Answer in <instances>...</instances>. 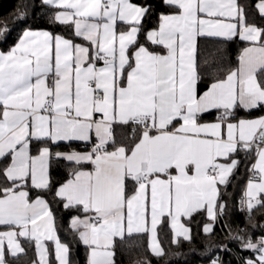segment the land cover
Listing matches in <instances>:
<instances>
[{
    "label": "snow or ice",
    "instance_id": "snow-or-ice-1",
    "mask_svg": "<svg viewBox=\"0 0 264 264\" xmlns=\"http://www.w3.org/2000/svg\"><path fill=\"white\" fill-rule=\"evenodd\" d=\"M42 2L60 9L55 21L73 24L74 35L89 46L25 30L9 52L0 53V225L18 229L0 232V264L25 251L17 237L35 241L39 260L33 264H49L43 241L54 243L58 264H72L42 195L51 189L53 158L93 166L75 171L55 193L65 209L95 214L71 220L89 249L87 264H113L114 238L147 232L152 254L163 256L157 226L164 216L171 218L174 237L191 240L181 217L205 209L215 221L223 213L218 185L229 182L239 164L232 154L239 149L255 150L253 169L260 174L259 183H248L247 210L264 207L258 199L264 193V116L235 119L239 109L264 110V28L248 22L238 0H163L170 11L146 34L141 21L150 9L130 0ZM256 7L264 17V0ZM25 15L20 11L18 18ZM118 22L127 30H118ZM7 30L0 25V32ZM141 34L161 51L141 43ZM202 37H239L248 46L238 66L223 78L213 76L201 94ZM213 110L219 113L215 122L202 123V115ZM118 126L138 133L131 146H117ZM93 135L90 152H52L59 142H90ZM212 230L205 225V233ZM237 238L259 253L243 264H264V237L256 243ZM211 264H220L219 258Z\"/></svg>",
    "mask_w": 264,
    "mask_h": 264
},
{
    "label": "trees",
    "instance_id": "trees-1",
    "mask_svg": "<svg viewBox=\"0 0 264 264\" xmlns=\"http://www.w3.org/2000/svg\"><path fill=\"white\" fill-rule=\"evenodd\" d=\"M258 1L238 0L246 9L248 22L264 28V17H261L256 9ZM132 2L150 9L142 21L145 34L148 30L158 27L161 13L168 14L170 11L163 0H132ZM20 11L26 13L23 19L18 18ZM54 17L55 9L44 4L42 0H0V25L7 24L8 29L6 32H0V49L10 50L27 29H46L53 34H61L69 39L81 41L74 35L73 25L60 24ZM145 34L139 36L140 42L152 50H158L159 48L146 41ZM198 44L201 60L199 92L209 87L213 76L223 78L228 71L235 69L242 49L247 46L246 42L238 38L227 41L202 37ZM208 69L211 70V75L206 71ZM262 115L264 110L239 109L235 119ZM114 135L117 145L131 146L137 132L132 131L131 126H118ZM73 149V146L63 144L53 147L54 151ZM232 158L238 160L239 164L230 176L229 182L220 188L218 204L225 205V208L223 213L218 214L216 220L212 222L211 233L204 232V227L210 224V220L205 211H199L186 220V224L191 228V240L180 238L177 243H173V231L165 220L158 229L159 241L165 253L163 256L157 257L152 254L149 249L148 234H136L131 237L126 236L123 241L116 240L113 264H211L217 258L220 264H243L246 259H256V251L244 248L242 240L237 238L243 237L245 240L251 238L256 243L264 237V207L258 206L247 217L243 216L240 208L249 168L254 158L243 149H239ZM73 169H75L73 166L64 161L54 160L50 169L51 189L42 195L49 202L55 216L61 241L70 247L72 264H87V246L80 242L78 234L70 226L71 218L82 215V212L78 208L65 209L61 199L55 195L56 188L68 180ZM2 180L3 178L0 177V182ZM36 192L37 190L30 189L32 197L36 196ZM128 194H132L131 185L128 187ZM233 234L235 235L231 238ZM24 244L26 254L17 258L8 257L7 260L11 264H32L35 260L33 246L28 242ZM51 264H55L54 259Z\"/></svg>",
    "mask_w": 264,
    "mask_h": 264
},
{
    "label": "crops",
    "instance_id": "crops-1",
    "mask_svg": "<svg viewBox=\"0 0 264 264\" xmlns=\"http://www.w3.org/2000/svg\"><path fill=\"white\" fill-rule=\"evenodd\" d=\"M130 2H132V0H130ZM132 3H134V2H132ZM260 3V0L256 3V5L257 4H259ZM134 4H136V3H134ZM136 5H138V6H141V5H139V4H136ZM51 7H53V6H51ZM141 7H143V6H141ZM54 9H55V14H56V12L57 11H60V9H57V8H55V7H53ZM256 9H257V11H258V13H259V10H258V8L256 7ZM144 19V18H143ZM143 19H142V21H143ZM142 21H141V23H142ZM59 23V22H58ZM61 24V23H60ZM69 24H71V23H69ZM71 25H73V24H71ZM127 25H124L122 22H118V30H127ZM259 27V26H258ZM73 29H74V25H73ZM27 30H32V31H48V32H50V33H52L51 31H49V30H46V29H27ZM23 34V33H22ZM53 34V33H52ZM53 35H61V34H53ZM22 36V35H21ZM62 37H64L65 39H69V38H67V37H65V36H63V35H61ZM77 37V36H76ZM21 38V37H20ZM19 38V39H20ZM77 38H79L81 41H75V40H73V39H69V40H71L74 44H80V45H83V46H89V44H88V42L87 41H85V40H83V38H81V37H77ZM234 38H238L239 39V37H234ZM233 38V39H234ZM221 39V38H220ZM240 40V39H239ZM19 42V40L11 47V49L17 44ZM199 42V41H198ZM245 42V41H244ZM247 43V46H248V42H246ZM149 44H150V42H149ZM145 46H147V45H145ZM154 46V45H153ZM148 47V46H147ZM155 47H157V46H155ZM158 48V47H157ZM10 49V50H11ZM10 50H8V51H2L1 49H0V53H4V54H6L7 52H9ZM150 50H152V49H150ZM155 51H161V49L159 48L158 50H155ZM97 66L98 67H101V66H103V62L102 61H98L97 62ZM197 89H198V91H199V81H198V84H197ZM207 89H205L204 91H206ZM204 91H202V92H200L201 94L204 92ZM243 110V109H242ZM219 115V113L216 111V110H213V111H211V112H209V113H205V114H203L202 115V118H201V122L202 123H210V122H215V120H216V118H217V116ZM262 116H264V115H262ZM258 117H260V116H258ZM258 117H254V118H243V119H255V118H258ZM242 119V118H241ZM236 120H239V119H236ZM122 127H124V126H122ZM137 135H138V133H137ZM96 142V139H95V136L93 135V137H92V140L90 141V142H84V141H67V142H59L58 144H56V145H52L51 146V148H52V152L54 153V152H62V153H70V152H73V151H75V152H80V153H86V152H90L91 151V149H92V147L94 146V143ZM69 145V146H73V150H69V151H60V150H58V151H54L53 150V147H56V146H58V145ZM122 144H119V145H117V146H121ZM125 146V145H124ZM109 150L111 151V150H113L112 149V147L111 146H109ZM235 154V153H234ZM234 154H232V156L234 155ZM59 160H61V161H64V162H66V163H68V164H70L71 166H73L75 169H73V172H72V174H70V176H69V178H68V180H70V179H73L74 178V172L75 171H77V170H80V171H91L92 170V165L90 164V163H84V164H82V165H77V164H75V162H70V161H67V160H64V159H59ZM53 159H52V161L50 162V166H49V177H50V182H51V175H50V169H51V165H52V163H53ZM257 161V160H256ZM218 162H220V163H230V160H225L224 158H218ZM77 167V168H76ZM257 174H258V177H257V179L256 180H254V182H256V183H259L260 182V179H259V177H260V174L258 173V171H257ZM230 178V177H229ZM68 180H66L64 183H62L61 185H59L57 188H56V191L60 188V186H62L63 184H65ZM222 186H224V185H218V188H219V190H220V188L222 187ZM29 189H31V185H30V181H29ZM29 189H26V190H29ZM246 192H247V187H246ZM56 193V192H55ZM264 196V193H261V194H259V196L258 197H261V199H262V197ZM58 197V196H57ZM33 199H35V196L34 197H32ZM46 201H47V199L45 198V197H43ZM60 198V197H59ZM61 199V198H60ZM218 200H219V197H218ZM218 200H217V203H218ZM48 202V201H47ZM49 203V202H48ZM49 206H50V204H49ZM259 205H257L256 207H255V209L258 207ZM51 208V207H50ZM254 209V210H255ZM81 210V212H82V215H76V216H74V217H79L80 219H84V218H86V217H89V216H94L95 214L94 213H85L82 209H80ZM199 211H205V213H206V215H207V212H206V210L205 209H201V210H199ZM199 211H197V212H199ZM195 214V213H194ZM193 214V215H194ZM54 215V214H53ZM192 215V216H193ZM191 216V217H192ZM74 217H72L71 218V220L74 218ZM191 217H181V219H180V223H182L185 227H187V228H189L190 229V235H191V228L186 224V220H188V219H190ZM207 218L210 220V224H208V225H211L212 226V228H213V223L212 222H214L211 218H209L208 217V215H207ZM71 220H70V226H71ZM167 221L168 222V224H169V227L172 229V227H171V218L170 217H168V216H164V217H162L161 218V223L160 224H158V226H157V240H158V242L160 243V241H159V236H158V229H159V227L163 224V222L164 221ZM149 221H150V217H149ZM54 222H55V229H56V235L58 236V238L60 239V236H59V234H58V231H57V226H56V220H55V216H54ZM9 230H16V231H18V229H15V228H12V229H10L9 228V226H4V225H0V232H7V231H9ZM172 231H173V235H174V230L172 229ZM141 234H144V233H141ZM146 234H148V236H149V244H150V241H151V233L150 232H147ZM134 235H136V234H134ZM176 240H178V239H180V238H183L182 236L181 237H174ZM17 239H18V242L21 244V246H22V248H24L25 249V251L23 252V253H19L16 257H12L11 255H7L6 256V259L9 257V258H17V257H20V256H23V255H25L26 254V247H25V244H24V242H28V243H30L32 246H33V248H34V252H35V260L34 261H37L38 262V260H39V257H38V255H37V251H36V246H35V241H32V240H30L29 238H26V237H17ZM117 239H119V238H114V241L116 242V240ZM184 239V238H183ZM61 240V239H60ZM62 242V241H61ZM115 242H114V245H115ZM43 243L45 244V246L46 247H48V249H49V256H48V260H49V264H51L52 263V259H54V262H55V264H58V262L55 260V245H54V243L52 242V241H43ZM63 243V242H62ZM161 245V244H160ZM162 247V246H161ZM5 249L7 250V240H5ZM87 249H88V247H87ZM150 249V248H149ZM113 251H114V248H113ZM88 254H89V249H88ZM258 255H259V253L258 252H256V258L258 257ZM33 261V262H34ZM88 261V260H87ZM9 262V261H8ZM113 263H114V255H113ZM9 264H11L10 262H9ZM33 264V263H32Z\"/></svg>",
    "mask_w": 264,
    "mask_h": 264
},
{
    "label": "built area",
    "instance_id": "built-area-1",
    "mask_svg": "<svg viewBox=\"0 0 264 264\" xmlns=\"http://www.w3.org/2000/svg\"><path fill=\"white\" fill-rule=\"evenodd\" d=\"M131 129H132V131H134L133 127H131ZM54 153H56V152H54ZM246 153L248 155L253 156L254 160H253V163L251 164V166L249 168V173H248V177H247V181H246V185H245V190H244V194L242 196V201H241V205H240V208H241V211H242L244 217L250 216L252 214V212L254 211V209H255L254 208L253 211L251 213H249V211L247 210L246 203H244V201L247 200L246 187L248 186V183H249L250 180L254 181L258 177L257 171L253 169V165L256 163V160H257V156H256V153H255V150L253 149L251 151H246ZM53 160H56V158H53ZM258 199H261V197H258ZM234 235L235 234H233L231 238H233Z\"/></svg>",
    "mask_w": 264,
    "mask_h": 264
},
{
    "label": "water",
    "instance_id": "water-1",
    "mask_svg": "<svg viewBox=\"0 0 264 264\" xmlns=\"http://www.w3.org/2000/svg\"><path fill=\"white\" fill-rule=\"evenodd\" d=\"M72 174V173H71Z\"/></svg>",
    "mask_w": 264,
    "mask_h": 264
}]
</instances>
